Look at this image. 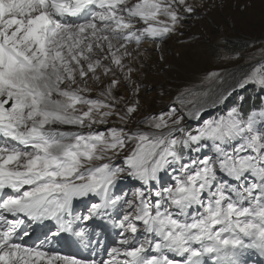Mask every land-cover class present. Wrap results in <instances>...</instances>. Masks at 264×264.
<instances>
[{"label": "snow or ice", "instance_id": "obj_1", "mask_svg": "<svg viewBox=\"0 0 264 264\" xmlns=\"http://www.w3.org/2000/svg\"><path fill=\"white\" fill-rule=\"evenodd\" d=\"M197 11L191 0H0V264L264 256V106L238 104L193 127L186 117L205 109L185 111L188 97L211 89L178 90L167 110L148 112L132 78L142 45L183 35ZM250 59L204 76L216 103L249 85L264 91V48ZM123 179L140 186L119 189ZM108 224L110 244L96 232Z\"/></svg>", "mask_w": 264, "mask_h": 264}, {"label": "rangeland", "instance_id": "obj_2", "mask_svg": "<svg viewBox=\"0 0 264 264\" xmlns=\"http://www.w3.org/2000/svg\"><path fill=\"white\" fill-rule=\"evenodd\" d=\"M191 3L198 11L182 25L183 35L177 32L159 47L153 42H146L140 49L142 57L131 61L136 69L132 78L140 85L142 111L167 110L175 101L178 90L184 88H192L195 92L211 89L209 97H188L196 103L185 105V111L203 105V118L206 120L205 115L212 116L220 103H216L219 94L217 86L202 83L204 76L220 69L235 72L237 65L252 62L250 57H259V49L264 48V0H191ZM236 43L247 44V47H234ZM228 50L241 52L243 56L239 60H226L223 54ZM93 87L95 89V85ZM247 87L255 88V85ZM238 90L242 89H236L229 97ZM96 91L98 89L93 91V96ZM120 94L125 101L133 96L127 85L121 86ZM112 119L115 120V117Z\"/></svg>", "mask_w": 264, "mask_h": 264}, {"label": "trees", "instance_id": "obj_3", "mask_svg": "<svg viewBox=\"0 0 264 264\" xmlns=\"http://www.w3.org/2000/svg\"><path fill=\"white\" fill-rule=\"evenodd\" d=\"M238 45H241V46L247 47V44H242V43H236L234 47H237ZM247 94H248V93H247ZM237 96H238V94L234 95V96H233V100H236V99H237ZM247 97H248L249 99H254V101H253V104H254V105H258L259 102H261V97L259 98L258 96H252L251 93L248 94ZM244 98H246V96H244ZM246 100H247V101L244 103V104H245V107H244V108H247V105H248V104H247V103H248V99L246 98Z\"/></svg>", "mask_w": 264, "mask_h": 264}]
</instances>
